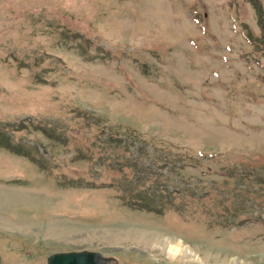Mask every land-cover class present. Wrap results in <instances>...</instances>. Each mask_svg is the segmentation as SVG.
<instances>
[{
    "label": "rangeland",
    "instance_id": "rangeland-1",
    "mask_svg": "<svg viewBox=\"0 0 264 264\" xmlns=\"http://www.w3.org/2000/svg\"><path fill=\"white\" fill-rule=\"evenodd\" d=\"M84 249L264 264V0H0V264Z\"/></svg>",
    "mask_w": 264,
    "mask_h": 264
},
{
    "label": "water",
    "instance_id": "water-1",
    "mask_svg": "<svg viewBox=\"0 0 264 264\" xmlns=\"http://www.w3.org/2000/svg\"><path fill=\"white\" fill-rule=\"evenodd\" d=\"M108 261L101 253L86 249L55 252L47 258L48 264H108Z\"/></svg>",
    "mask_w": 264,
    "mask_h": 264
},
{
    "label": "bare ground",
    "instance_id": "bare-ground-1",
    "mask_svg": "<svg viewBox=\"0 0 264 264\" xmlns=\"http://www.w3.org/2000/svg\"><path fill=\"white\" fill-rule=\"evenodd\" d=\"M142 235L146 236L145 234H142ZM147 236H146V238H148ZM160 244L163 247V248L162 247L161 248L162 249H166V251L168 252L169 256L171 258H173V259H176L179 256H187V254H189L188 252H190V253L192 252L191 248L189 246L185 247V243L181 239H178L176 237H169L167 239H162Z\"/></svg>",
    "mask_w": 264,
    "mask_h": 264
}]
</instances>
